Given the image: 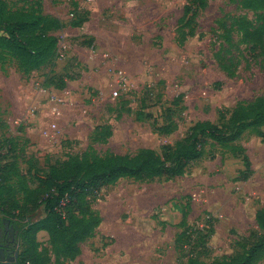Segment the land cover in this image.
Returning a JSON list of instances; mask_svg holds the SVG:
<instances>
[{
  "label": "rangeland",
  "instance_id": "1",
  "mask_svg": "<svg viewBox=\"0 0 264 264\" xmlns=\"http://www.w3.org/2000/svg\"><path fill=\"white\" fill-rule=\"evenodd\" d=\"M4 1L61 25L45 27L57 56L38 70L24 73L0 54V214L42 217L50 169L85 156L149 148L184 166L179 176L121 178L81 198L99 225L74 259L55 257L38 231L45 264H187L191 248L210 264L264 232V125L231 121L240 102L264 97V35L244 40V24L264 13L230 0ZM205 121L236 136L225 146L205 135L200 155L187 158Z\"/></svg>",
  "mask_w": 264,
  "mask_h": 264
},
{
  "label": "trees",
  "instance_id": "2",
  "mask_svg": "<svg viewBox=\"0 0 264 264\" xmlns=\"http://www.w3.org/2000/svg\"><path fill=\"white\" fill-rule=\"evenodd\" d=\"M242 8L264 13V0H230ZM51 22V24H48ZM48 24V25H47ZM60 28V22L50 20L43 12L11 11L6 2L0 0V54H9L18 62L19 70L27 73L38 70L57 56L58 38L46 29ZM52 29V28H50ZM264 35V20L244 24V40L252 45L260 44ZM231 121H246L249 125H264V97L242 101L235 108ZM192 147L185 155L197 158L200 138L207 136L213 141L227 146L236 135L226 134L222 128L205 121L195 126ZM260 135L264 137V133ZM184 166L177 157L166 162L163 157L149 148L140 149L136 154H108L103 157L85 156L80 162L64 168L50 169L41 205L44 215L36 220L23 213L2 210L0 226L10 220L21 229V252L25 264H45L37 250L36 233L46 231L49 235L52 253L55 257L74 259L81 253L80 243L91 237L100 223V217L86 210H80L78 201L83 197H94L102 187L114 184L121 178L153 179L182 175ZM263 211H258L256 219L261 228ZM209 236V235H206ZM247 247L239 255L228 259L213 261L210 264H257L264 256V232H255L246 238ZM193 253L187 264H200Z\"/></svg>",
  "mask_w": 264,
  "mask_h": 264
},
{
  "label": "flooded vegetation",
  "instance_id": "3",
  "mask_svg": "<svg viewBox=\"0 0 264 264\" xmlns=\"http://www.w3.org/2000/svg\"><path fill=\"white\" fill-rule=\"evenodd\" d=\"M10 220L0 226V264H25L21 252V229Z\"/></svg>",
  "mask_w": 264,
  "mask_h": 264
},
{
  "label": "built area",
  "instance_id": "4",
  "mask_svg": "<svg viewBox=\"0 0 264 264\" xmlns=\"http://www.w3.org/2000/svg\"><path fill=\"white\" fill-rule=\"evenodd\" d=\"M57 54V52H56ZM47 88L44 84H42L41 86H39V91L41 93H45L47 90L45 89ZM113 96H117L118 95V89H115L113 92H112ZM51 101H54V98H51L50 99Z\"/></svg>",
  "mask_w": 264,
  "mask_h": 264
},
{
  "label": "crops",
  "instance_id": "5",
  "mask_svg": "<svg viewBox=\"0 0 264 264\" xmlns=\"http://www.w3.org/2000/svg\"><path fill=\"white\" fill-rule=\"evenodd\" d=\"M7 74H9V71H8V72H6V74H4V76H6Z\"/></svg>",
  "mask_w": 264,
  "mask_h": 264
}]
</instances>
